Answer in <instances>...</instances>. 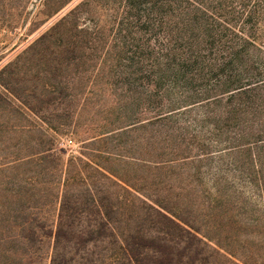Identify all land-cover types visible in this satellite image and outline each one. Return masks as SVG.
<instances>
[{"label":"trees","instance_id":"16d2710c","mask_svg":"<svg viewBox=\"0 0 264 264\" xmlns=\"http://www.w3.org/2000/svg\"><path fill=\"white\" fill-rule=\"evenodd\" d=\"M68 1L62 0L61 8ZM123 1L126 22L146 32L154 30L159 41L158 52H152L154 57L160 54L159 73L148 75L153 84L157 79L156 99H167L175 89L174 79H181L198 87L192 90L199 98L191 104L221 106L225 100L216 116L234 122L241 144L229 149L249 153L255 174L250 186L264 202V0ZM71 14L51 32L65 26ZM46 34L29 49L38 47ZM165 72L173 74L169 81ZM174 111L160 117L166 120ZM58 134L54 131L51 138ZM114 134L90 137L79 156L68 159L50 139L48 148H24L26 155L17 156L8 164L10 169H0L1 174L14 175L21 168H34L32 174H16L17 190L0 193V264H264V218L254 223L261 236L257 231L242 239L239 224L224 225L227 216L219 208L226 204L214 203L221 191L211 194V189L210 195L218 197L202 207L207 223L197 226L186 215V203L170 206L171 196L163 189H158L159 196L146 190L151 188L149 176L135 178L128 169L154 166L170 177L173 165L202 163L211 153H174L168 138L145 152L148 157L160 151L153 159L93 148ZM229 198L236 203L234 196ZM51 199L56 215L49 225L42 210ZM33 200L44 206L18 208ZM44 235L48 242L40 239Z\"/></svg>","mask_w":264,"mask_h":264},{"label":"rangeland","instance_id":"374dc122","mask_svg":"<svg viewBox=\"0 0 264 264\" xmlns=\"http://www.w3.org/2000/svg\"><path fill=\"white\" fill-rule=\"evenodd\" d=\"M62 5V0H0V169H10L8 164L26 151L33 152V146L48 148L50 139L68 159L79 156L90 137L104 132L116 134L93 148L140 158L157 148L161 138H168L172 152L211 153L210 159L173 165L170 177L154 166H130L131 176H149L151 188L146 190L159 196L158 189H163L165 196H171L172 207L186 203V215L197 226L207 223L202 207L218 197L210 195L211 189V194L218 189L221 198L214 203L226 204L219 208L227 216L224 225L239 224L236 229L242 239L257 234L254 223L264 218V202L250 186L255 174L249 153L229 149L241 144L234 122L216 116L226 101L221 106L191 104L199 98L192 90L198 87L181 79H174L175 89L167 99L157 100V79L153 84L148 75L159 73L160 54L152 55L158 52L159 41L154 30L146 32L126 22L123 0H69ZM71 12L65 26L51 32ZM44 34L38 47L30 50ZM131 72L134 75L127 77ZM163 75L169 81L173 74ZM174 109L173 117H160ZM54 131L59 133L55 139ZM158 156L161 152L156 150L145 158ZM32 169L0 173V193L17 190L16 174ZM229 196H234L235 204L228 202ZM51 200L42 210L49 225L56 215ZM41 206L33 200L18 208ZM40 239L48 242L45 235Z\"/></svg>","mask_w":264,"mask_h":264}]
</instances>
